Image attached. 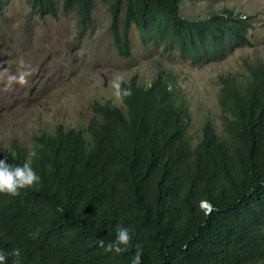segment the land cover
I'll use <instances>...</instances> for the list:
<instances>
[{
    "label": "trees",
    "instance_id": "16d2710c",
    "mask_svg": "<svg viewBox=\"0 0 264 264\" xmlns=\"http://www.w3.org/2000/svg\"><path fill=\"white\" fill-rule=\"evenodd\" d=\"M28 1L32 13L58 16L55 0ZM97 1L121 57L130 55L131 25L143 46L192 65L252 46L255 11L187 19L182 0ZM95 2L60 0L59 12L73 14L81 34ZM241 67L217 76L221 134L206 120L193 146L186 106L157 72L143 85L135 76L122 81L132 94L121 106L93 101L82 128L56 124L31 134L29 147L0 148L9 165L31 159L40 178L17 196L0 193L6 264H132L137 251L141 264H264V56L243 57ZM117 227L131 237L119 255L98 244L114 241Z\"/></svg>",
    "mask_w": 264,
    "mask_h": 264
},
{
    "label": "rangeland",
    "instance_id": "374dc122",
    "mask_svg": "<svg viewBox=\"0 0 264 264\" xmlns=\"http://www.w3.org/2000/svg\"><path fill=\"white\" fill-rule=\"evenodd\" d=\"M55 4L58 16L51 18L32 13L28 0L0 1V148L12 141L29 147L31 134L51 131L56 124L82 128L93 101L121 106L110 80L135 76L143 85L157 72L172 86L174 102L186 106V133L193 146L206 120L216 133L222 132L217 76L239 72L243 57L264 56V0H182L179 13L187 19L204 18L222 8L241 17L257 12L249 33L251 47L198 65L181 59L176 51L143 46L134 25L128 33L130 55L121 57L111 41L105 4L96 0L91 23L81 34L73 14L59 12L60 0ZM21 71L29 73L27 83L8 87V76Z\"/></svg>",
    "mask_w": 264,
    "mask_h": 264
},
{
    "label": "clouds",
    "instance_id": "9594fccd",
    "mask_svg": "<svg viewBox=\"0 0 264 264\" xmlns=\"http://www.w3.org/2000/svg\"><path fill=\"white\" fill-rule=\"evenodd\" d=\"M23 66V62H21ZM28 72L21 71L16 76H8V87H11L13 83L19 85H25L27 83ZM109 85L115 90L114 96L117 100L123 101L125 97L131 96L130 88H123L122 81L120 79H113L109 81ZM31 156H35V153H31ZM39 176L33 170L31 166V159L21 165H9L6 160H0V193H6L12 196L19 195L21 189L33 187L38 181ZM207 209L209 206L202 202ZM116 239L105 246L103 240L98 241L100 247L104 248L105 252H114L115 254H122L128 251V245L130 244L131 237L129 231L126 228L117 227ZM12 255L19 257L20 250L16 249ZM7 254L0 252V264H6ZM132 264H141V253L137 251Z\"/></svg>",
    "mask_w": 264,
    "mask_h": 264
}]
</instances>
